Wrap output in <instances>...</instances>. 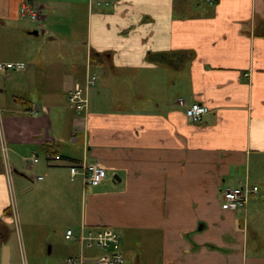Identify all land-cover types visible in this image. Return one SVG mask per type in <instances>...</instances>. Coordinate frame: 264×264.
<instances>
[{
    "label": "crops",
    "instance_id": "crops-1",
    "mask_svg": "<svg viewBox=\"0 0 264 264\" xmlns=\"http://www.w3.org/2000/svg\"><path fill=\"white\" fill-rule=\"evenodd\" d=\"M22 4L39 21L22 22ZM26 59L22 76L0 74L1 248L20 205L34 228L32 194L45 231L108 228L126 264H264V0H0V62ZM87 73L76 115L67 93ZM177 99L209 112L189 123ZM81 160L105 171L98 186L69 178ZM244 183L257 188L245 206L221 208L220 192Z\"/></svg>",
    "mask_w": 264,
    "mask_h": 264
},
{
    "label": "built area",
    "instance_id": "built-area-1",
    "mask_svg": "<svg viewBox=\"0 0 264 264\" xmlns=\"http://www.w3.org/2000/svg\"><path fill=\"white\" fill-rule=\"evenodd\" d=\"M215 0H208L213 3ZM96 6L110 5L117 0H89ZM19 14L27 18L30 22H36L37 13L27 4H22L19 8ZM23 64L0 62V74L8 71L22 70ZM96 76L85 74L82 83H75L68 91L66 100L73 112L79 115L85 111L88 104V90L94 86ZM176 104L183 108V115L189 123L197 124L201 121L209 110L206 106L193 102L184 105L181 99L176 100ZM48 162L58 161V155H47ZM37 162L36 157L31 156L26 164L32 165ZM68 175L70 179L79 177L83 186L96 187L106 177L105 171L97 165L88 164L84 160L72 163L68 166ZM36 179H40L37 177ZM257 192L255 186L244 183L234 188H225L220 192V206L223 209H242L247 203L249 197ZM63 239L67 242H73L78 248L76 256L66 257L62 264H123V257L114 251L118 243V235L108 228H87L80 226L77 233L73 234L71 230H65ZM99 251L100 253L93 256H85L84 252Z\"/></svg>",
    "mask_w": 264,
    "mask_h": 264
},
{
    "label": "rangeland",
    "instance_id": "rangeland-1",
    "mask_svg": "<svg viewBox=\"0 0 264 264\" xmlns=\"http://www.w3.org/2000/svg\"><path fill=\"white\" fill-rule=\"evenodd\" d=\"M37 21L39 20L37 19ZM22 22L30 23V21L27 18H22ZM62 23L63 25L66 24V22H62ZM31 24L32 23H30V26ZM46 25H47V22H46ZM65 33L68 34L69 31H65ZM1 38L3 40L6 39L5 33L1 35ZM28 38H29L30 47L32 50V52L30 50L31 52L30 58L33 59L35 58V52H36L35 50H36L37 42L39 41L41 42L42 37L41 35L35 36L32 34V35H29ZM48 51H49V47L46 46L45 51H43L44 54L42 55V59L40 58V60H38V58H35L36 62H38L40 66L43 65V69L41 68L40 70L44 72H48L51 69L50 64L53 63V62H50L51 60L49 59ZM28 58H29V55H28ZM75 60L73 61V63H77V64L82 63V57H78V58L76 57ZM28 63H29V59L27 62H24L23 64L24 67L22 68V70L8 71L7 72L8 76H6L8 77V80L9 78H17V76H22ZM57 64L64 66L65 62H61V61L59 62L58 60ZM90 71L91 73L97 74L99 79H101L103 76L102 72L96 67H91ZM172 80L173 79L168 78L169 82H171ZM5 89L6 91H8L10 89V85L7 84V87ZM7 93L9 92H4V95ZM35 177H37L36 174H34V178ZM26 200H27L26 203L28 206L27 216L35 219L34 220L35 226L34 228L32 227L31 229H27V228L25 229V227H23L22 224H23L24 215L22 211L20 210L21 206L23 205H20L19 210H18L19 213L18 214L14 213L12 222L10 224L9 238L5 242V247H7L9 250L8 252L9 253V264H62L63 260L68 255H71L70 253H72V250H73L71 248L69 249L68 242L64 241L62 238L63 229H64L62 227L63 223H61L60 224L61 226L59 227L60 234H58V232L51 233L50 231H45L43 229L42 223L40 222L42 221V218L40 215V208L38 204L34 202V199L32 198V194L30 195L28 194L26 196ZM4 232L6 231H0V234L3 235ZM49 244H51L52 246V251L50 254H48V249H47ZM1 254H2V248L0 247V264H2ZM132 254L133 253H130V256H132ZM123 264H126V260H124Z\"/></svg>",
    "mask_w": 264,
    "mask_h": 264
},
{
    "label": "water",
    "instance_id": "water-1",
    "mask_svg": "<svg viewBox=\"0 0 264 264\" xmlns=\"http://www.w3.org/2000/svg\"><path fill=\"white\" fill-rule=\"evenodd\" d=\"M5 261H6V247L3 246L2 247V254H1V263L5 264Z\"/></svg>",
    "mask_w": 264,
    "mask_h": 264
},
{
    "label": "trees",
    "instance_id": "trees-1",
    "mask_svg": "<svg viewBox=\"0 0 264 264\" xmlns=\"http://www.w3.org/2000/svg\"><path fill=\"white\" fill-rule=\"evenodd\" d=\"M97 58H98V57H97L96 54L91 55V56H90V62H93V61L97 60ZM23 105H24L23 102H21V106H23ZM3 214L8 215L7 210H5V211L3 212Z\"/></svg>",
    "mask_w": 264,
    "mask_h": 264
}]
</instances>
